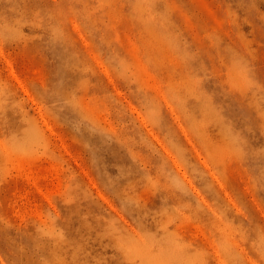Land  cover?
Returning <instances> with one entry per match:
<instances>
[{
  "label": "rangeland",
  "instance_id": "rangeland-1",
  "mask_svg": "<svg viewBox=\"0 0 264 264\" xmlns=\"http://www.w3.org/2000/svg\"><path fill=\"white\" fill-rule=\"evenodd\" d=\"M0 264H264V0H0Z\"/></svg>",
  "mask_w": 264,
  "mask_h": 264
}]
</instances>
